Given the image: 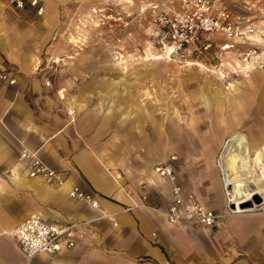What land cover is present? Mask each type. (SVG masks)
Segmentation results:
<instances>
[{
    "label": "crops",
    "instance_id": "obj_1",
    "mask_svg": "<svg viewBox=\"0 0 264 264\" xmlns=\"http://www.w3.org/2000/svg\"><path fill=\"white\" fill-rule=\"evenodd\" d=\"M94 1H97L96 8L91 7L90 10L103 15L107 1ZM150 1L140 0L141 10L147 13L143 18L144 32L151 45L161 48L148 34ZM58 3L59 0H45L46 8ZM8 6L11 8L6 12L10 14L26 10L24 15L30 16L28 13L32 12L29 8ZM252 7L255 9L251 12L256 17L255 21L264 24V15L260 13H264V0L257 1ZM91 11L87 13L89 16ZM4 12L0 5V71L14 77L15 81L7 83L0 79V264H264V216L248 215L254 213L225 215L212 226L169 223L162 210L172 197L171 182L159 177L153 165L168 158L172 147L168 152H163L164 147L161 149L159 146L151 148V151L144 150L140 134L132 136L130 120L140 112L139 106L123 108L120 102L126 103L124 97L119 102L120 94L127 92L125 80H96L101 78L99 76L83 86H61L53 91L37 69L39 58L28 57L29 50L25 45L30 30L28 18L25 19L28 22L17 27V32L12 34L9 30L11 23L5 30ZM44 20L52 27L48 14ZM4 31L11 33L9 38ZM72 35L66 37L64 44H81L78 36L77 42H70ZM258 44L264 48L263 41ZM163 57L170 56L166 51L165 54L145 55V59L153 60ZM86 58L80 53L74 61L83 63ZM258 59L264 61V54H260ZM93 62H96L95 58ZM188 62L196 64L197 61ZM91 65L94 72L97 71L94 66L107 67ZM237 66L234 72L247 80H229L228 89L206 80L200 85V101L219 107L221 97L230 102L232 90L241 91L248 84H251L254 95L264 92V66ZM109 69L128 71L126 60L122 57L115 60V66L105 68ZM147 72L144 69L141 73ZM256 101L253 100L254 103ZM236 112L233 115L239 120ZM220 120V132H214L211 124L203 138L198 135L196 140H216L221 141L220 145L225 142L226 146L233 137L240 136L248 152L252 177L258 192L264 196V161L257 160L260 154H264V131L260 129V118H253L251 132L244 128H229L222 117ZM234 124L245 126L241 121ZM22 146L36 150L50 167L62 170L64 184L54 186L27 176L24 162L17 159ZM220 155L207 161L210 166L219 168L218 177L216 173L209 175L211 187L207 191L212 192L214 199L199 196L206 206L217 212L225 209L220 189ZM71 182L95 192L99 206L109 213L108 216L98 217L97 208L70 198L66 187ZM141 182L147 183L148 201L159 208L134 206L140 202ZM190 189L193 188L188 191L195 190ZM182 192L187 190L182 188ZM129 205L131 207L126 209ZM30 214L56 223L83 222L79 226L82 236L72 247L51 256L39 253L27 258L9 231Z\"/></svg>",
    "mask_w": 264,
    "mask_h": 264
},
{
    "label": "rangeland",
    "instance_id": "obj_2",
    "mask_svg": "<svg viewBox=\"0 0 264 264\" xmlns=\"http://www.w3.org/2000/svg\"><path fill=\"white\" fill-rule=\"evenodd\" d=\"M2 1L0 5L5 9L4 21L8 22L5 23V30L11 23L9 30L14 34L17 32V27H23L29 20V35L25 38V45L29 50L28 57L39 58L37 69L43 74L53 91L61 86L64 88L83 86L99 76L101 78L96 80L124 79L127 92L120 94L119 102L122 101L120 98L124 97L126 103L120 102L123 108L139 106L140 112L130 120L132 136L140 134L144 150L151 151V148L159 146L161 149L164 147L163 152H168L172 147L171 153L176 155L174 167L178 183L187 191L189 188H195L190 190L201 198L208 196L214 199L212 192L207 191L211 187L209 175L216 173L218 177L219 168L210 166L207 161L223 152L225 142L220 145L221 141L196 140L198 135L203 138L206 128L211 124L214 132H220L221 117L223 123L229 124V128H244L248 132L253 130V118H260V129L261 132L264 131V92L254 95L251 84H248L250 88L245 86L246 88L243 87L241 91L232 90L230 102L221 97L219 107L212 103L204 104L198 97L201 92L200 85L205 84L206 80L221 85L222 89L229 80H247L237 71L234 72L238 66L233 57L207 58L195 57L193 53H175L159 60L145 59L147 53L165 54V51L147 41L143 23L147 13L141 10L140 0H129V2L103 0L107 1L106 8L102 11L103 15H98L96 10H90L91 7L96 8L97 1L94 0H59V3L52 8H46L45 0H41L42 14L35 15L30 12L28 14H31V17L24 15L23 11L26 10L15 11L12 14L6 12L11 7L4 0ZM90 11L89 16L87 13ZM45 14L49 15L52 27L45 23ZM26 18H28L27 21H25ZM93 22L97 24L93 25ZM9 34L5 32L6 37ZM71 34L75 36L72 35L69 41L77 42L80 38L81 44L75 46L67 42L65 45L66 37ZM80 53L87 57V60L83 63H75L74 57ZM102 57L105 59L102 60ZM121 57L126 60L128 71L105 70L108 66H115V60L118 61ZM94 58L96 62H93ZM54 59L56 60L52 61ZM188 60L201 62L210 69L223 70L226 77L219 79L216 72L206 70L202 68V65L186 63ZM93 63L107 67L94 66L97 70L94 72L91 65ZM122 69H125L123 65ZM144 69L148 71L146 74L141 73ZM226 88L228 89V87L224 89ZM255 99L257 101L254 103ZM234 112L237 113L239 120L234 117ZM238 121L244 122L245 126L237 127L234 123ZM255 128L259 127L255 126ZM261 155L257 157V160L262 161ZM244 182L240 184L233 181L232 195L235 193L241 198ZM246 183L248 186L247 181ZM221 185L225 209L222 212L219 211L221 213L219 218L225 215H236L238 212L247 214L253 212L245 211V208L237 209L238 212H231L229 206L233 208L234 203L227 205L225 186L222 183ZM235 205L237 208L241 207L238 204ZM248 215L263 217L261 213Z\"/></svg>",
    "mask_w": 264,
    "mask_h": 264
},
{
    "label": "built area",
    "instance_id": "obj_3",
    "mask_svg": "<svg viewBox=\"0 0 264 264\" xmlns=\"http://www.w3.org/2000/svg\"><path fill=\"white\" fill-rule=\"evenodd\" d=\"M15 9H31L39 15L43 5L39 0H4ZM259 0H151V20L148 34L169 54L193 53L195 57H233L242 64L248 63L253 68L263 67L264 61L258 59L264 54L258 42H264V24L255 21L252 7ZM261 14L264 15L262 11ZM0 79L13 83L14 77L0 71ZM67 113H69L67 111ZM17 159L25 164L26 174L39 179L43 183L61 186L65 182L62 170L50 167L36 152L22 146ZM175 154L153 165L154 172L171 182L172 197L162 210L165 219L172 224L197 223L204 226L214 225L221 213L206 206L193 191L182 192L177 183L174 167ZM118 176V175H117ZM252 186V185H251ZM140 202L134 206H150L159 208L148 201L147 183H140ZM66 194L73 199L82 200L99 211L98 217L108 216L109 213L98 204L96 193L85 190L77 183L71 182L66 187ZM252 211L264 212L262 195ZM227 205L233 204L226 195ZM249 204V202H246ZM245 204V203H244ZM231 212H236L235 204ZM129 205L127 208H130ZM83 222H51L30 214L21 219L9 234L15 240L19 250L32 258L39 253L49 256L75 245L82 236L80 224Z\"/></svg>",
    "mask_w": 264,
    "mask_h": 264
},
{
    "label": "bare ground",
    "instance_id": "obj_4",
    "mask_svg": "<svg viewBox=\"0 0 264 264\" xmlns=\"http://www.w3.org/2000/svg\"><path fill=\"white\" fill-rule=\"evenodd\" d=\"M168 52L166 51V55L170 56ZM236 62L237 64H240L241 66H246L248 64V63L242 64L238 60ZM196 64L202 65L203 66L202 68L209 70L213 73L216 72L217 76H219L221 79H224L226 77V73L223 70L210 69L198 61L196 62ZM258 68H261V67H258ZM224 87H229V83L227 82V84L224 85ZM262 147H263V152H264V144ZM261 160L264 161V154L261 155ZM219 166H220V171H221L220 172L221 183L225 186L226 195L230 196L229 198L232 200L234 204H238L239 206H241L240 208H237L235 205V209L233 210L238 212L237 209H241V208H245V211L254 209L257 203L255 200L251 199V194L253 192H257L262 195V193L258 192L256 181L252 177V174H251L252 169L249 166L248 152L246 150L245 143L240 136L233 137L228 142V144L225 146V148L223 149V152L221 153L219 157ZM233 181H236L240 184L242 181H245L244 188H243L244 190L241 195L239 194L241 198L238 197V195H236L235 193H233L232 195L233 191L231 187H232ZM246 181L248 182V186H247ZM232 196L234 197L232 198ZM262 200L264 201L263 195H262ZM246 202H249V205L248 203L244 204ZM240 213H244V212H238L237 214H240ZM249 213H254V212H249ZM262 215L264 216V212Z\"/></svg>",
    "mask_w": 264,
    "mask_h": 264
},
{
    "label": "water",
    "instance_id": "obj_5",
    "mask_svg": "<svg viewBox=\"0 0 264 264\" xmlns=\"http://www.w3.org/2000/svg\"><path fill=\"white\" fill-rule=\"evenodd\" d=\"M254 200L255 201H259L260 200V196L258 194H254ZM233 206V205H232Z\"/></svg>",
    "mask_w": 264,
    "mask_h": 264
}]
</instances>
